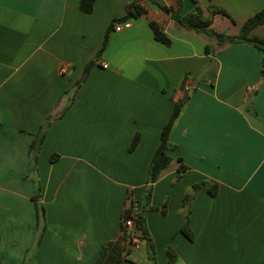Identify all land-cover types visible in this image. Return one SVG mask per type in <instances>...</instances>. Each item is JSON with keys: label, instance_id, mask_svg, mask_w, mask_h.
Returning <instances> with one entry per match:
<instances>
[{"label": "crops", "instance_id": "1", "mask_svg": "<svg viewBox=\"0 0 264 264\" xmlns=\"http://www.w3.org/2000/svg\"><path fill=\"white\" fill-rule=\"evenodd\" d=\"M131 1L94 0L84 13L79 0H0V264H22L42 226L28 264H94L101 248L120 238L128 193L141 199L160 131L195 84L170 134L173 161L152 186L151 206L165 200V214L146 215L143 261L118 264H152L150 244L155 264H167V248L175 264H264L263 53L242 42L218 48L150 0H136L146 13L128 19L129 28L109 31ZM196 1L227 13L212 24L227 36L264 10V0ZM193 9L181 0V15ZM149 22L170 45L154 39ZM248 37L264 39V25ZM177 158L188 167L179 181ZM203 181L218 190L194 194L189 240L181 232L182 200ZM36 187L45 210L40 222Z\"/></svg>", "mask_w": 264, "mask_h": 264}, {"label": "trees", "instance_id": "2", "mask_svg": "<svg viewBox=\"0 0 264 264\" xmlns=\"http://www.w3.org/2000/svg\"><path fill=\"white\" fill-rule=\"evenodd\" d=\"M158 9L162 10L163 12L170 14L172 19H174L176 22H178L182 27L191 30L195 33L202 34L203 36H206L207 38L213 39L217 42L218 48L231 44L234 42H242L247 45H250L254 48H257L260 50L264 55V39H259L256 37L250 38L248 37V34L250 31L259 26L264 25V10H261L254 14L252 17H250L246 22L243 24L240 32L236 36H227L225 34H221L218 32H215L212 28L213 24V18L215 16H226L227 13L215 6H209L205 10L201 8L199 3L196 0H191L194 4V9L191 13L187 15H181V0H177L178 6L176 9L169 8L166 6H161L153 2V0H150ZM94 0H79V9L80 11L84 13H90L93 9ZM146 13L145 9L135 0L131 1L126 6V15L124 18L120 20H114L110 27L109 31L113 29L114 24L126 21L130 18L139 17L141 15H144ZM149 27L152 30L154 39L158 42H160L163 45H170L169 39L163 34L161 31V28L155 23V22H149ZM108 31V32H109ZM108 32H106L105 38L103 40L102 48L98 53H101L103 47L106 45L108 40ZM205 52L206 54H210L213 52V49L209 46V44H206L205 46ZM261 71L264 70V56L261 60ZM91 67V64H88L84 72L82 74V77L80 81L76 84L75 89H77L87 78L89 68ZM185 106L181 104V102L174 103L172 112L169 116L167 124L161 129L160 131V141L158 144V147L156 151L154 152L148 169H147V176H146V189L144 190V196L142 197V200L134 201V199L131 197V191L128 193V197L126 199V203L124 206V210L122 212V218H121V234L120 238L116 241H112L108 243L106 246L102 247L100 250V255L98 259L94 262V264H118L121 261H127V254L132 250L131 248V234L132 232L125 229L123 225V221L127 218H130L133 222V231H136L139 233V238L143 241L150 240L148 230L146 228V219H145V213L147 211H154L159 212L160 214H165V203L161 207V209L154 208L150 205V199H151V188L153 184L160 178L162 172L170 165V163L173 161V159L170 157L169 153L174 151L176 146L171 143L170 141V134L180 118L181 114L183 113ZM249 113L254 115L255 117H260L259 114L254 110H249ZM261 118V117H260ZM261 120L264 123V119L261 118ZM48 120L44 122V124L41 126L39 131V137L38 141H36L35 146L38 147L43 139L44 131L48 125ZM138 143V136H134L129 148V151H132ZM177 163V175L175 181H179L183 174L187 171L188 167L185 166L182 163V160L180 158H177L175 160ZM204 189L206 192L213 196L216 194L218 190V185L215 182L212 181H203L200 183H197L193 185L190 189L191 193L186 194L182 200V217L184 218V225L181 228V232L183 235L189 239H193V234L189 226V217H190V204L191 199L194 196V194L200 190ZM32 201L34 202V209L36 214V220L37 222H40L41 220H44L45 217V210L43 206L39 203V189L36 187L35 194L32 197ZM44 230V226L39 230V232L36 235L35 243L32 247H30L24 256V259L22 261V264H28V261L30 259V255L32 256L34 250L37 248L42 233ZM153 245H149V251L148 254H150V259L152 261V264H155V259L153 257ZM166 257H167V264H175L176 263V255L175 253L170 249H166Z\"/></svg>", "mask_w": 264, "mask_h": 264}, {"label": "built area", "instance_id": "3", "mask_svg": "<svg viewBox=\"0 0 264 264\" xmlns=\"http://www.w3.org/2000/svg\"><path fill=\"white\" fill-rule=\"evenodd\" d=\"M129 27H130V22H128L126 20V21L114 24L113 31L118 32V31H121L122 29H127ZM123 225H124L126 230L132 232V234H131V248L135 249V250L139 249L140 245L142 243H144V241L139 238V233L138 232L133 231V228H132L133 227V222H132V220L130 218L125 219L123 221Z\"/></svg>", "mask_w": 264, "mask_h": 264}, {"label": "rangeland", "instance_id": "4", "mask_svg": "<svg viewBox=\"0 0 264 264\" xmlns=\"http://www.w3.org/2000/svg\"><path fill=\"white\" fill-rule=\"evenodd\" d=\"M130 148V147H129ZM145 189H146V187H145ZM144 189V190H145ZM152 190H153V188H151V194H152ZM191 193V191L189 190L188 192H186L185 194H184V196H186V194H190ZM144 196V193L142 194V197ZM184 196H183V198H184ZM142 197H141V199L140 200H142ZM192 199H193V197H192ZM192 199H191V201H192ZM161 201V200H160ZM166 201L164 200L162 203L164 204ZM163 204L161 205V206H159V207H157L158 209H161V207L163 206ZM150 205H151V202H150ZM147 213H159V212H154V211H147L146 213H145V218H146V215H147ZM160 214V213H159ZM161 215V214H160ZM149 250V249H148ZM147 254H148V252H147ZM146 255V252H145V245H144V243H142L141 245H140V249H137V250H135V249H132L128 254H127V256H126V258L127 259H129V260H132V259H138V261H143V259H144V256ZM30 260H31V255H30V259H29V261H28V263L30 262Z\"/></svg>", "mask_w": 264, "mask_h": 264}, {"label": "water", "instance_id": "5", "mask_svg": "<svg viewBox=\"0 0 264 264\" xmlns=\"http://www.w3.org/2000/svg\"><path fill=\"white\" fill-rule=\"evenodd\" d=\"M195 85H196V84H195ZM195 85H193V86L189 89L188 94H187V97L185 98V100H184V102L182 103V105H185V104L188 103V101L190 100V98H191V96H192V93H193V88H194ZM254 95H256V92L254 93ZM148 245H149V242H148Z\"/></svg>", "mask_w": 264, "mask_h": 264}]
</instances>
